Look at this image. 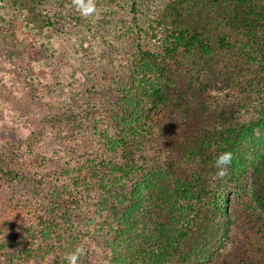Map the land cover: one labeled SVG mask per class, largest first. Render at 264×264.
Returning <instances> with one entry per match:
<instances>
[{"label": "trees", "instance_id": "1", "mask_svg": "<svg viewBox=\"0 0 264 264\" xmlns=\"http://www.w3.org/2000/svg\"><path fill=\"white\" fill-rule=\"evenodd\" d=\"M92 2L0 0V69L23 86L2 97L39 101L27 139L0 145V264L76 247L79 264H264V0ZM31 57L82 76H25ZM87 132L90 149L52 141Z\"/></svg>", "mask_w": 264, "mask_h": 264}, {"label": "rangeland", "instance_id": "2", "mask_svg": "<svg viewBox=\"0 0 264 264\" xmlns=\"http://www.w3.org/2000/svg\"><path fill=\"white\" fill-rule=\"evenodd\" d=\"M7 10L8 9L6 8L3 12H6ZM15 14L18 13L15 12ZM15 14L11 13L12 17L15 16ZM14 18L19 22L17 26L20 27L19 30L16 31V36H18L19 38H23L26 33H24V31H20L22 26L21 22L17 17ZM59 60L63 62L65 59L60 57ZM68 62L69 64H72L73 60H69ZM16 68H18V70L25 76L41 75V77H47V75H49L51 78H54V82L56 80L57 84L59 80H62L65 86L67 85L69 79H72V81H74L75 77L78 78L82 76L81 72H77L76 74L72 75V72H67L66 70H64V67H56L54 65L53 59L43 60L41 64V61H35L31 57L27 61H20L19 66ZM69 74L75 77H72ZM58 77L59 79H57ZM7 87L15 91L18 89V87L21 89L23 88V86L20 84L18 76L15 74V70L12 69L9 65L3 63L2 68L0 69V145L7 142H16L27 139L29 134L34 130L33 123L30 117L33 116V114L37 113L36 108L39 104V101H35L33 97H28L27 95H19L18 100L20 101V103L15 101L14 99L11 102L8 101V99L5 100L2 97V94L6 92ZM58 88H61V85H59ZM68 94L69 91H67L66 94L53 95V97L49 99V101H42L41 106L46 108L57 104L58 106H56V108H60L68 103ZM87 135L88 132L85 135H78L74 138L69 136L66 139L67 142L64 141V139L59 140L58 137L52 138V141L56 143L57 146H62L69 151L76 149L81 150L83 148L90 149V147L86 144ZM18 157L19 158L17 159L15 166L28 172L33 171V173H37L39 175L41 174L42 176L40 177H42V179L45 180L46 183L44 194H46L47 191L50 192L54 186L51 182L48 184L46 175L43 174V172L48 170L49 168L47 166V163H40V161H38L35 156L26 153H21V155H19ZM29 219H31V216Z\"/></svg>", "mask_w": 264, "mask_h": 264}, {"label": "clouds", "instance_id": "3", "mask_svg": "<svg viewBox=\"0 0 264 264\" xmlns=\"http://www.w3.org/2000/svg\"><path fill=\"white\" fill-rule=\"evenodd\" d=\"M75 7L85 16L92 14L95 11L92 0H74ZM233 162V153L231 151H223L217 155L214 166L218 169L217 175L224 177L228 173L229 167ZM84 254L83 247H76L74 250L65 253L63 259L65 264H79V258Z\"/></svg>", "mask_w": 264, "mask_h": 264}]
</instances>
